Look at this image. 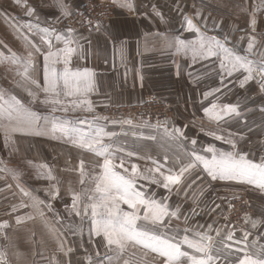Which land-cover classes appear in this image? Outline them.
Instances as JSON below:
<instances>
[{
    "label": "crops",
    "instance_id": "1",
    "mask_svg": "<svg viewBox=\"0 0 264 264\" xmlns=\"http://www.w3.org/2000/svg\"><path fill=\"white\" fill-rule=\"evenodd\" d=\"M25 1H29L27 4L36 9L41 26L51 27L50 25L57 21V17H61L54 0ZM85 1L64 0L69 5V14ZM105 1L116 8L119 16L102 25L99 31H74L79 39L82 54L74 55L69 65L73 71L88 68L94 74L95 87L86 96V99L91 101L92 109L133 105L141 102L147 95L164 97L175 107V116L167 120L163 126L121 130L118 136L121 138L120 146L112 147V151L116 153L119 151L123 158L129 160L128 166L135 163L141 171L154 168L153 160L164 164L165 156L168 157L165 167L175 166L178 170L181 159L187 162L186 154L192 149L190 143L192 139H197L198 150L214 144L217 148L227 151L230 150L229 145L215 140L207 133L215 131L227 137V133L232 132L246 137L240 142V147L250 152L252 158L259 162L261 156H264V148L261 146L264 135V112L260 110L264 107V92L260 90L259 76L249 81L242 89L239 87V74H234L229 85L230 90L220 94L216 102L238 104L241 115L217 123L203 111L216 98L210 96L205 99L203 93L220 87L219 59L210 58L193 64L190 55H185L183 51L177 53L176 48L169 45L176 37L186 41L197 38L194 32L187 30L184 20V16H187L193 18V22L205 35L216 36L221 40L227 36V46L234 47L241 55L246 54L248 37H255L256 44L249 58L259 60L261 53H264V36L260 32L262 28L256 30L248 28L240 33L234 32L233 28L229 27L217 29L211 24L207 28L200 17L196 16L197 12H184V6L192 4L193 0H129L132 4L131 9L120 7L117 0ZM32 21L35 23V17ZM58 31L67 36V30ZM38 42L39 40H35V43ZM53 45L64 46L62 41H56L54 38ZM42 46L43 51H46L47 46ZM40 56L43 58L42 54ZM56 67L61 71L63 69V65ZM20 76L24 81V76ZM38 78L41 80V77ZM9 126L8 120H4L0 126V169H7L0 171V222L7 221V227L0 229V252L4 253L0 264L5 262L6 264H89L88 257L97 264L99 260H102L103 264H123L124 260H128L129 264H137V248L142 249L144 255L141 260L143 263H139L160 264L158 254L140 245H127L118 259L109 261L105 257L113 255V252L108 248H83L82 242L78 244L80 231L71 230L67 223L68 218L63 217L54 206L55 200L49 195V190H52L50 182L34 184L33 172L26 171L22 174L17 170L16 161L19 156L16 157L9 152L8 147L11 145L8 135L12 133L11 135L15 137L18 133L15 134L10 130L6 135L5 128ZM165 127L169 132L174 127H180L185 135L180 138H170L165 134ZM19 132L22 137L18 141L14 139L17 142L14 146L31 145L33 134L27 131ZM39 137H43V134ZM26 158H28L27 154L21 156L23 164ZM12 173L16 174L15 177ZM149 174L158 177V173ZM137 184L139 190L149 194L156 193L158 199L166 194L162 188L148 180H138ZM21 189L29 192L31 196H25ZM200 189H203V195L199 203L194 204L193 192L198 195ZM193 192L188 194L187 199L183 192L177 195L175 189L170 194L169 203L172 208L177 206L181 208L179 219H172L173 229H178L177 238L185 235L184 228L201 230L196 229V225H203L205 228L208 224L219 228H224L226 225L233 226L225 217L228 201L232 197L243 196L246 199L249 207L247 217L257 221L264 220V192L251 185L237 184L234 181L209 182L205 178ZM31 197L44 201V205L39 210L32 207ZM49 203L52 206L51 211L47 209ZM216 205H220V208L216 209ZM193 208H196L198 215L192 214ZM40 212H43V215ZM57 214L62 222H57ZM185 215L189 217L187 223L184 220ZM17 216L23 218L20 223H17ZM29 216L31 219L27 218ZM245 217L241 226L234 225L237 238L243 231H249V242L256 241L258 246L264 245V226L258 225L257 228L252 229L250 223L245 222ZM57 224L63 226L65 224L66 230L63 231L62 226ZM163 234L177 235L167 230ZM210 234L215 236V232ZM189 235L191 237L192 234ZM72 236H75V242ZM69 249L71 251H68ZM97 252L100 254L99 258L96 256ZM224 255L225 253H221L222 258ZM227 255L229 259H236L241 254L234 252Z\"/></svg>",
    "mask_w": 264,
    "mask_h": 264
},
{
    "label": "snow or ice",
    "instance_id": "2",
    "mask_svg": "<svg viewBox=\"0 0 264 264\" xmlns=\"http://www.w3.org/2000/svg\"><path fill=\"white\" fill-rule=\"evenodd\" d=\"M19 4L20 0H16ZM120 7L132 8L129 0H117ZM55 6L59 9L61 17L69 15V5L64 0H54ZM25 15L29 20L24 25H18V28H26L28 33L35 31L39 36V43H35L27 36L24 37L27 48L26 54L18 55L7 47L0 45L5 52H0V62L7 60L12 64L20 65L23 68L22 76L30 80L45 94V99L41 103L51 106V111H68L61 97H73L69 104L72 110L86 107L91 110V101L86 98L76 99L77 97H86L95 87L94 74L88 68L73 71L70 68L71 60L74 55L82 54L79 39L76 37L74 30L67 29V36L61 34L55 27L41 26L36 9L29 6L26 2ZM157 15H161L157 13ZM196 16L200 14L197 12ZM35 17V23L32 19ZM61 17H57L59 20ZM162 18V17H161ZM203 19V17H200ZM187 30L194 32L197 38L193 41H186L180 37L169 45L175 47L177 53L183 51L185 55H190L193 64L197 61H205L210 58L219 59V76L220 87L211 91H205V99L212 96L216 99L210 103L209 107L203 109L204 114L217 123L226 119L239 117L241 111L238 104H219L216 101L219 95L230 90L231 78L234 74H239V87L245 88L249 81L259 76L260 90L264 92V53H261L259 60L250 59L249 55L254 51L256 44L255 37H248L247 48L244 55L239 54L234 47L227 46L228 37L223 40L216 36H207L193 22V18L184 16ZM255 18L250 20V25H256ZM87 24L92 25L88 20ZM206 26V23H205ZM217 25H214L216 27ZM101 25L96 24V30L99 31ZM71 37V38H69ZM53 38L56 41H62L64 46L58 47L53 45ZM41 45H46L47 50L43 51ZM7 53V55L5 54ZM35 54L43 55V87L41 88L38 80L31 79L30 72L36 70ZM63 65L62 71L56 66ZM199 81H197L198 83ZM7 95V99L5 98ZM28 95L32 102L37 101L36 93L29 91ZM264 112V107H261ZM8 120L10 126L5 128V133L11 131H27L31 134H43L42 128L47 129L48 118L41 116L38 112L33 111L15 95H8L0 91V122ZM87 123L88 128L70 126V122L56 121L53 117L51 124V133L55 135L61 133L76 147L87 149L97 156L103 157L102 162H98V173L94 176L89 175L88 179L94 183L93 188H88L82 192L71 194V205H65V210L75 216H87L91 214L90 234L102 237L104 246L113 252V255L106 256L105 259L111 261L118 259L126 250L129 243L140 245L152 253L158 254L160 264H264V245H257L256 241L249 242V231H243L237 238L235 226L226 225L224 228L214 227L208 224L205 228L203 225H196V229L184 228L182 237H178V229H173L172 219H179L181 208L177 206L172 208L169 203L170 194L175 189L176 194L184 193L185 198L193 192L201 182L207 178L211 181H234L237 184L251 185L255 189L264 192V156H261L259 162L252 158V154L240 147L246 137L239 134L227 133L217 134L215 131L208 132L215 140L223 141L230 146V150L217 148L214 144L204 146L201 150L196 148L197 139L190 141L192 149L186 154L187 162L180 160L181 166L178 170L166 168L168 157L165 156L164 164L155 160L152 163L154 168L141 171L133 163L131 167L125 165L121 160L116 164L115 154L109 151L110 145L105 144V137H111L113 133H108L103 127L95 125L93 121H79L83 125ZM123 123L131 124V120H125ZM166 124V122H165ZM165 134L170 138L184 137V132L180 127H174L170 132L165 127ZM264 147V142L261 143ZM131 155V154H129ZM46 167V166H42ZM118 169H122L119 171ZM7 169H0L6 171ZM149 173H158L149 175ZM15 177V173H12ZM81 184L85 183L84 163L80 164ZM48 179H52L49 172ZM138 180H148L150 183L157 185L165 191V195L157 198L156 193L149 194L137 188ZM25 196H31L29 192L21 189ZM58 189L49 190V195L55 199L58 196ZM203 195V189L199 194L193 192L194 204L199 203ZM87 199L88 203L81 206L82 199ZM32 207L39 208L44 205V201L37 197H31ZM121 205H126L125 210ZM15 207V206H14ZM21 207H25L21 205ZM231 208L232 205L230 204ZM220 205H216L219 209ZM47 209L52 210L51 203L47 204ZM43 215V212H40ZM193 215H198L196 208L192 209ZM31 219V217H27ZM22 217L17 216V223L22 221ZM189 217L185 215L184 220L187 223ZM227 219V218H226ZM57 222H62L57 214ZM245 222L250 223L251 228L255 229L264 226V220H252L245 217ZM7 227V221L0 222V229ZM71 228L72 226L69 225ZM165 230L175 232L177 235L168 236L163 234ZM215 232V236L210 233ZM191 233V237L189 235ZM6 238V236H5ZM187 245L188 249L184 250L183 246ZM68 251H71L69 249ZM240 253L236 259H229L227 254ZM221 253L225 255L221 256ZM99 258V252L96 253ZM4 253L0 252V260H3ZM89 264H97L91 257H88ZM6 264V262H5ZM98 264H103L102 260ZM123 264H129L124 260Z\"/></svg>",
    "mask_w": 264,
    "mask_h": 264
},
{
    "label": "rangeland",
    "instance_id": "3",
    "mask_svg": "<svg viewBox=\"0 0 264 264\" xmlns=\"http://www.w3.org/2000/svg\"><path fill=\"white\" fill-rule=\"evenodd\" d=\"M193 1L194 2L192 4L184 6V12H198L200 14L199 17H203V19H200L203 21L204 25L206 23L207 28H209L211 24V26L217 25V29L229 27L233 28L234 32L240 33L242 31H246L248 28H250V30L253 29V26L250 25V20L255 18L257 23L254 26V30L262 28L260 32H262L264 36V0ZM24 2L26 1L20 0V3L18 4L16 0H0V45L6 44L9 49H11L13 52H16L18 55L26 54L27 44L24 39L25 36H27L33 42H35V40H39V36L36 32L28 33L26 28L17 27L18 25L26 24V22L29 20V18L25 15V9H22V4ZM87 2H90L95 7L101 5L102 3L104 5L103 7L107 9V19L105 22H102L103 24H101V26L107 24L109 21L114 20L119 16L116 8H114L110 2L105 0H86L67 17H61L50 26L55 27L57 30H67L71 28L74 31L81 32L95 31L96 27L93 28V26H87L83 29L79 26L77 27L67 25L64 22L65 20L71 18L75 13L80 11ZM91 18H94V16ZM80 25H82V23ZM24 29L26 31H24ZM41 47L42 50H44L42 45ZM0 52H5V49L0 47ZM5 54L7 55V53ZM40 55L41 54H38L37 56L34 53L36 70L30 72V77L31 79L38 80L42 88L44 83L43 58H41ZM22 71L23 68L20 65L12 64L7 60L0 62V91H3L8 95H15L18 99H21V101L33 111L38 112L41 116L47 117L48 124L47 129L42 128L43 137H39V135L34 136L33 134L31 138L32 144L29 146H23L21 144L14 146V144L17 143L16 141L22 137V134H19V131H14L15 134L18 133L15 137L11 135L12 133H7L9 134L8 137L10 138L9 142L11 145L8 147L10 149L9 152L16 157L19 156L16 161L17 170L22 174H25L26 171L29 173L33 172V177L35 180L34 184H41L42 182L48 183L49 181L52 186V190L53 186L55 189H58L59 194L54 199V206L58 208V212L63 217L68 218L67 223L72 226L71 230L77 229L80 231L78 244L82 242L83 248L105 247L102 237H97L90 234V210L87 216L82 215L80 217L75 216L74 213L70 215L69 212L65 210V205H71V194L73 192L79 193L95 186L94 183L88 179V176H94L98 173L99 169L97 164L98 162H102L103 157L97 156L95 153L87 149L76 147L71 141H69L59 132L53 135L50 131L53 117H55L56 121L58 122L68 121L70 122V126L82 127L84 129L88 128V124L85 123L81 125L79 124V121H93L95 125L103 127L106 132L113 133L114 135L111 137H105L104 142L105 144L110 145L109 151L115 154L114 162L116 164H119L121 160H124L125 165L130 167L131 165L128 166V159L123 158V155L119 153V151L116 153L111 149L114 146H120L121 138H118L120 131H126L127 129H134L136 127L142 129L148 128L150 126H163L167 120H171L175 116V107L164 97L161 98L157 95H147L145 96L146 98H144L141 102L134 103L133 105L110 106L98 110L91 108L90 111L86 110V107L72 110L69 101H71L73 97L62 96L61 99L64 101L65 106H68L69 110L66 112L56 111L53 113L51 111L50 105L41 103V101L45 99V94L35 85H32L29 79L24 77V81L21 80L22 77L20 76V73H22ZM36 76L41 77V80ZM23 84L26 85L24 86ZM29 91L37 94V101L32 102V98L28 95ZM5 98L7 99V95ZM83 98L86 97H77L76 99ZM153 100L154 103L152 102ZM156 113H159L161 117L163 116V118L158 119ZM125 120H131L132 123H123ZM3 121L0 122V126L2 125ZM14 139H16V141ZM24 151L25 153H23ZM25 154H27L28 158L25 159V164H23L21 156H25ZM29 157L32 159L30 160ZM81 161L84 163V171L86 174L85 183L83 185L81 184L80 175ZM118 170L122 171V169ZM49 172L52 179L47 178ZM41 188L42 187H40V189ZM137 188L139 189L138 184ZM84 203H88L86 198L82 199L81 206ZM125 206L126 205H121V207L127 210ZM57 225L60 227L62 226L61 228L63 231L66 230L65 224L64 226L62 224ZM72 238L73 242H75V236H72ZM128 245L135 244L129 243ZM183 248L186 251H192L191 249L187 248V245H184ZM141 251L142 249L140 250L138 248L136 250V254H138V259H136L137 264L143 263L141 260L144 258V255ZM154 264H156V262H154Z\"/></svg>",
    "mask_w": 264,
    "mask_h": 264
},
{
    "label": "built area",
    "instance_id": "4",
    "mask_svg": "<svg viewBox=\"0 0 264 264\" xmlns=\"http://www.w3.org/2000/svg\"><path fill=\"white\" fill-rule=\"evenodd\" d=\"M104 5L101 3V5L98 6H93L90 2H87L80 11L75 13L71 18L65 20V24L70 25V26H79L82 27L83 29L89 26L87 24L88 20L92 21L93 28L96 27L97 22L103 24L102 22H105L107 19V9L103 7ZM94 18H91L93 17ZM63 22V23H64ZM82 23V25H80ZM154 103V100L152 101ZM158 116V119H162L163 116L159 113H156ZM264 134V133H263ZM264 142V135H263V140ZM264 148V147H263ZM232 205L230 208L229 205ZM248 211L247 207V201L244 197L238 196V197H232L228 201L227 204V211L225 217L227 218L226 220L233 225L241 226V221L245 217L246 213Z\"/></svg>",
    "mask_w": 264,
    "mask_h": 264
}]
</instances>
